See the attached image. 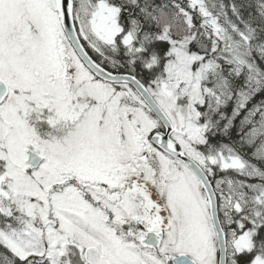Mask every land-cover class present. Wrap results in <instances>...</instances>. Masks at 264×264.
Returning a JSON list of instances; mask_svg holds the SVG:
<instances>
[{"label":"snow or ice","instance_id":"6c2138e0","mask_svg":"<svg viewBox=\"0 0 264 264\" xmlns=\"http://www.w3.org/2000/svg\"><path fill=\"white\" fill-rule=\"evenodd\" d=\"M0 264H264V0H0Z\"/></svg>","mask_w":264,"mask_h":264}]
</instances>
